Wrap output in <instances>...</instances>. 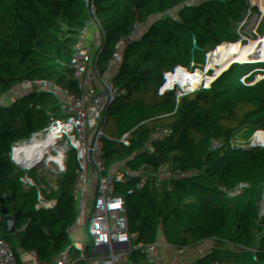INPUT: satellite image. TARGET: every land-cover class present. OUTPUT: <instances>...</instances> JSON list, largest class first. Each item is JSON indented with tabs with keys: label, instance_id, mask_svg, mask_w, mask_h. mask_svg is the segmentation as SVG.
<instances>
[{
	"label": "trees",
	"instance_id": "trees-1",
	"mask_svg": "<svg viewBox=\"0 0 264 264\" xmlns=\"http://www.w3.org/2000/svg\"><path fill=\"white\" fill-rule=\"evenodd\" d=\"M33 35L31 23L0 28V211L39 226L29 195L51 136L61 207L83 178L71 207L82 224L62 264H264V207L252 201L194 195L169 219L119 225L126 205L162 200L167 185L199 173L209 114L245 118L249 135L264 116V0H84L40 41L36 99L14 90ZM193 50L186 67L180 59ZM95 154L104 161L92 170ZM20 232L0 223V262L23 249Z\"/></svg>",
	"mask_w": 264,
	"mask_h": 264
},
{
	"label": "built area",
	"instance_id": "built-area-1",
	"mask_svg": "<svg viewBox=\"0 0 264 264\" xmlns=\"http://www.w3.org/2000/svg\"><path fill=\"white\" fill-rule=\"evenodd\" d=\"M16 4L19 8L30 13V23L34 30V35L31 40L35 46L37 83L39 91L42 93L45 91V83L42 77L45 71V64L40 50V41L50 26L53 27L58 21L65 22L70 20L72 13L65 14L53 11L46 22L39 13V7L41 6L40 0H18ZM259 12L260 11L255 15L254 20H257ZM196 54L197 50H193L186 57H182L180 59L182 64L187 67L192 59L195 58ZM26 78L27 76L22 70L18 72L15 78L14 90L19 97L29 96L28 92H26ZM180 93L181 87L179 86L175 92V97L177 99L179 98ZM47 104L49 103L47 102ZM36 106L39 107L38 102L36 103ZM46 131L48 132V130ZM48 140L51 150L46 154L45 158L38 166L34 184L29 195L39 226H34L27 222H21L12 214L0 211V223H7L21 230L20 240L23 246L22 250H16L11 247L9 256L1 261L0 264H62L60 256L65 252L67 239L75 229L82 224V222L77 221V219L73 217L71 214V206H69V204L73 201L75 203L80 197L81 187L75 186L73 191L70 192L67 202L61 207L56 198L57 189H55V187L52 189L51 182L46 177L49 159L51 157H58L53 137L49 136ZM103 160L104 159L101 155L95 154L91 169L94 170L98 166V163ZM137 200H135L133 204H135ZM261 204H264V201H262ZM130 205L131 204L124 207V215L119 221V225L124 223L123 219L126 215V209L127 206ZM132 219L133 217L130 220ZM153 222L140 221L138 227L140 228L152 224ZM114 264H131V262L129 260L116 259Z\"/></svg>",
	"mask_w": 264,
	"mask_h": 264
},
{
	"label": "bare ground",
	"instance_id": "bare-ground-1",
	"mask_svg": "<svg viewBox=\"0 0 264 264\" xmlns=\"http://www.w3.org/2000/svg\"><path fill=\"white\" fill-rule=\"evenodd\" d=\"M215 123L218 124L216 135L220 137L225 145L235 147L237 150L236 158L234 160L230 159V162L222 170L220 184L215 185L213 180L200 176L199 173L179 177L172 183L168 187L166 200L172 201L176 197H180L175 205L177 209L193 195L227 193L240 188H243L242 191L245 190V195H248H244V198L252 197L264 201V116L252 128L250 136H248L246 130L247 121L239 115H227L223 123ZM223 126L228 127V132L223 133L221 131ZM244 142H246L245 147H243ZM227 194L242 196L239 191ZM138 199L135 204L127 206L123 222H127L134 215L139 216L143 221L153 222L161 216L165 217L166 215L165 219L170 217L169 215L176 210L175 207H169L166 202L151 205L143 199ZM161 206H164L165 209L162 210Z\"/></svg>",
	"mask_w": 264,
	"mask_h": 264
},
{
	"label": "rangeland",
	"instance_id": "rangeland-1",
	"mask_svg": "<svg viewBox=\"0 0 264 264\" xmlns=\"http://www.w3.org/2000/svg\"><path fill=\"white\" fill-rule=\"evenodd\" d=\"M32 78L33 77H31V79ZM35 80L37 81V75H35ZM28 83H29V80H28V82L26 80V92H29ZM187 85H188V78L184 77L182 82L180 83L181 93L179 95V103H180L179 105H181L182 102L185 99V92H186V89H187ZM37 87L39 89V86H37ZM34 98H36V97H34ZM223 114L224 113H222L220 111H214V112H212L211 114L208 115V121H207L206 126L204 128L205 134L208 136V142H207L205 148L203 149V151L196 157V161H195L196 165L200 169V171H199L200 176L207 177V178L213 180L215 182V185L221 183V181H222V170L225 168L226 164H228L230 162L229 161L230 159L234 160L236 158V153H237V150L235 149V147L232 148V146H230V145H225L222 142V140L220 139V137L216 135L217 134L216 128H217L218 124L215 123V122L223 123V120H225V117L228 115V114L227 115H225V114L223 115ZM241 118H243V117H241ZM221 129H222L221 131L223 133L228 132V127H224L223 126ZM163 130H164V127L159 129V131H163ZM247 131H248V129H247ZM251 133H252V131H251ZM250 135L248 134V136H250ZM246 142L243 143V147H245ZM129 146L130 147H134V144H130ZM52 160H53V158L51 157L49 159L47 172H46V177L49 178V179L52 178V174H53L52 173V168H53V165H52L53 161ZM184 176H186V175H184ZM181 177H183V176H181ZM51 181H53V183L56 184L57 178H55L53 176V179H51ZM168 187H169V185L166 186L165 197L162 200L153 201V203H149V202H147V203H149L151 205L152 204L154 205L156 203L157 204L158 203H161V204L165 203V201H167L166 199H167ZM242 189L243 188L233 189V190H231V191H229L227 193H233L234 191H239V193H241V195L243 197L242 196H237V195H234V194H232V195L231 194H227V193H224V192L217 193L216 195H218V194L227 195V196L233 197L234 199H239V198H236V197H241V199H246V201H252L251 208H255V207H258V206H263L264 207V204H261V202H259L258 199H254L252 197L250 199H248L249 197L248 198H244V195L246 193L244 192L245 190L242 191ZM245 196H248V195H245ZM178 199H180V197H176L174 200H172L170 202V204H168V206L169 207H175L176 202H177ZM222 202L225 203V204L221 203V206H216L215 207V212L221 211V210L226 208V205H228V204H226V201H222ZM222 205H225V206H222ZM160 208L162 210L165 209L164 206H161ZM175 208L177 209V207H175ZM165 217H167V216L165 215ZM168 218H166V219H168ZM161 219H165V218L162 217V216L158 217L155 220V222L160 221ZM138 221L140 222L141 219H138L137 223H139ZM78 239L79 238H76L74 240L75 244L78 241ZM75 244L73 245V247L75 246ZM73 247H72V249L69 250V254L67 255V257L64 258V263H68V260L71 259ZM240 259H241L240 257H236L230 263H232V262H234L236 260L239 261ZM230 263H227V264H230ZM217 264H222V263H217ZM235 264H240V263L239 262H235Z\"/></svg>",
	"mask_w": 264,
	"mask_h": 264
},
{
	"label": "crops",
	"instance_id": "crops-1",
	"mask_svg": "<svg viewBox=\"0 0 264 264\" xmlns=\"http://www.w3.org/2000/svg\"><path fill=\"white\" fill-rule=\"evenodd\" d=\"M18 0H0V28H5L9 31H13L16 27H22L25 24H30V13L26 10H23L17 6ZM41 6L39 7V13L41 16L47 20L50 17L51 12L55 11L56 13H65V14H71L74 12H77L80 7L82 6V3L84 0H40ZM11 2V3H9ZM62 22H56L54 26H50L49 29H54L58 27ZM48 29V30H49ZM35 46L32 40H29L24 47L23 51V69L25 75L27 76L26 80L29 86V92L28 95L30 97H36L38 98V95L41 94L38 89V83L35 80V75L37 74L36 67H35ZM31 77H33L31 79ZM34 98V99H36ZM248 134V131H247ZM53 168H52V178L53 176L57 178V181L60 177V162L53 158ZM49 179V178H48ZM51 187L52 189L55 187L56 184L51 181ZM83 178L81 177L79 179L78 185L80 186L82 183ZM56 181V183H57ZM81 187V186H80ZM74 201L69 204V206H73Z\"/></svg>",
	"mask_w": 264,
	"mask_h": 264
},
{
	"label": "water",
	"instance_id": "water-1",
	"mask_svg": "<svg viewBox=\"0 0 264 264\" xmlns=\"http://www.w3.org/2000/svg\"><path fill=\"white\" fill-rule=\"evenodd\" d=\"M231 115V114H230ZM183 133V132H182ZM159 181V178H158V176H157V172H156V169L153 167L152 168V180H151V182H152V184H154L155 182H158ZM171 184H169V186H170ZM214 194H217V193H214ZM214 194H210V195H214ZM206 195H208V194H206ZM194 196V195H193ZM166 202V204H170V202L171 201H165ZM187 202V201H186ZM186 202H184V203H186ZM184 203H182V204H184ZM179 208V207H178ZM177 210V209H176ZM175 210V211H176ZM172 215V213L170 214V216ZM247 262H249V261H247ZM258 264H260V263H258Z\"/></svg>",
	"mask_w": 264,
	"mask_h": 264
},
{
	"label": "clouds",
	"instance_id": "clouds-1",
	"mask_svg": "<svg viewBox=\"0 0 264 264\" xmlns=\"http://www.w3.org/2000/svg\"><path fill=\"white\" fill-rule=\"evenodd\" d=\"M16 151H17V150L14 148V149H13V153H14V155H13L12 159H13L14 161H16L17 163H19V161L17 160V156L15 155ZM236 198H239V199H236V200L246 201V199H241V197H236ZM248 199H250V198H248ZM137 201H138V200H137ZM259 202H262V200L259 199ZM163 217H164V216H163ZM137 218L140 219L139 216H137V215H134V216H133V219L136 220ZM133 219H132V220H133ZM138 219H137V220H138ZM132 220H128L127 222L132 221ZM141 221H143V220L141 219ZM154 222H155V221H154ZM154 222H153V223H154ZM124 223H125V222H124Z\"/></svg>",
	"mask_w": 264,
	"mask_h": 264
}]
</instances>
